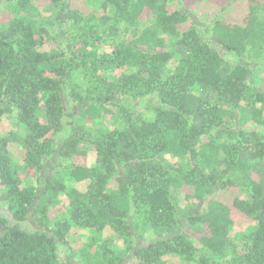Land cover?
Returning <instances> with one entry per match:
<instances>
[{
	"label": "trees",
	"instance_id": "16d2710c",
	"mask_svg": "<svg viewBox=\"0 0 264 264\" xmlns=\"http://www.w3.org/2000/svg\"><path fill=\"white\" fill-rule=\"evenodd\" d=\"M247 5L205 26L183 0H0V117L17 120L0 264H63L77 228L82 264H264V0Z\"/></svg>",
	"mask_w": 264,
	"mask_h": 264
},
{
	"label": "rangeland",
	"instance_id": "374dc122",
	"mask_svg": "<svg viewBox=\"0 0 264 264\" xmlns=\"http://www.w3.org/2000/svg\"><path fill=\"white\" fill-rule=\"evenodd\" d=\"M231 0H183V4L193 10V17L197 20V23L202 25H210L214 19L217 17L220 18H227L230 21L234 22H241L242 18L246 13V9L248 8L247 0H239L237 3L231 4L227 9L226 6L230 4ZM225 9V10H224ZM1 11V10H0ZM226 53V51H223ZM231 58V56H230ZM173 63L168 65V68H172ZM254 76L259 79H264V68L258 69L254 72ZM156 101L153 100L151 103L154 104ZM137 111L142 112L144 116L151 117L150 112L146 111L143 108H139ZM16 116L15 113L5 114L0 117V135H5L8 133L9 130L14 129L16 126ZM103 126L113 127V122L115 119H110V117H105L102 120ZM11 154H13L14 160L16 161L17 165L23 166V148L20 145L13 146L11 148ZM171 162H177V158H170ZM92 158H89V162H91ZM51 163H49L48 167H51ZM194 191V188L191 186H181L176 195L179 199H184L186 194H190ZM239 194V190L235 187H230L226 190L221 191L216 196L227 202L228 204L232 205L235 197ZM0 213L6 220L13 224L15 221L12 218V215L8 211L6 205L0 202ZM233 218H234V232L244 231L251 225L252 221L247 217L240 214L236 209H233ZM22 227L26 229H35L37 225L35 224L33 218L30 216L27 220L21 222ZM4 230V227L1 226V231ZM86 233L85 231L77 228L71 231L68 235L69 247L60 244V259L62 260L63 264H82L78 255V248L81 247V244L85 240ZM111 238H113V249L116 253L119 252V249L124 247V242L122 239L115 238L114 235L109 234ZM73 253V254H72Z\"/></svg>",
	"mask_w": 264,
	"mask_h": 264
}]
</instances>
